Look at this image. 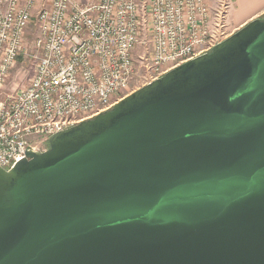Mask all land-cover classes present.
I'll return each mask as SVG.
<instances>
[{
    "label": "water",
    "instance_id": "water-1",
    "mask_svg": "<svg viewBox=\"0 0 264 264\" xmlns=\"http://www.w3.org/2000/svg\"><path fill=\"white\" fill-rule=\"evenodd\" d=\"M0 167V264H264V17Z\"/></svg>",
    "mask_w": 264,
    "mask_h": 264
},
{
    "label": "built area",
    "instance_id": "built-area-1",
    "mask_svg": "<svg viewBox=\"0 0 264 264\" xmlns=\"http://www.w3.org/2000/svg\"><path fill=\"white\" fill-rule=\"evenodd\" d=\"M231 0H0V167L234 33ZM16 68L21 86L8 92Z\"/></svg>",
    "mask_w": 264,
    "mask_h": 264
},
{
    "label": "crops",
    "instance_id": "crops-1",
    "mask_svg": "<svg viewBox=\"0 0 264 264\" xmlns=\"http://www.w3.org/2000/svg\"><path fill=\"white\" fill-rule=\"evenodd\" d=\"M261 17H264V0H231L228 20L233 33Z\"/></svg>",
    "mask_w": 264,
    "mask_h": 264
},
{
    "label": "rangeland",
    "instance_id": "rangeland-1",
    "mask_svg": "<svg viewBox=\"0 0 264 264\" xmlns=\"http://www.w3.org/2000/svg\"><path fill=\"white\" fill-rule=\"evenodd\" d=\"M82 2H87L88 0H81ZM21 68H16L15 72H14V77L10 80L8 86H7V91L8 92H14L15 90H17L24 78H25V72L20 70ZM143 86L140 85H132L131 87V91H134L135 89L139 90L140 88H142ZM136 90V91H137ZM135 92V91H134Z\"/></svg>",
    "mask_w": 264,
    "mask_h": 264
}]
</instances>
